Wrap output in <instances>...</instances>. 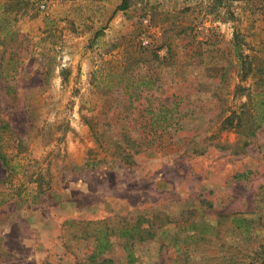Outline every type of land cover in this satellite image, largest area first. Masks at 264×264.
Masks as SVG:
<instances>
[{"label":"rangeland","instance_id":"obj_1","mask_svg":"<svg viewBox=\"0 0 264 264\" xmlns=\"http://www.w3.org/2000/svg\"><path fill=\"white\" fill-rule=\"evenodd\" d=\"M120 2L0 0V264L250 260L264 125L245 145L226 118L264 87V0ZM165 106L178 125L153 123ZM191 220L208 230H183ZM137 221L154 236L113 233L88 260L96 231Z\"/></svg>","mask_w":264,"mask_h":264},{"label":"trees","instance_id":"obj_2","mask_svg":"<svg viewBox=\"0 0 264 264\" xmlns=\"http://www.w3.org/2000/svg\"><path fill=\"white\" fill-rule=\"evenodd\" d=\"M18 1L20 2L23 0H17V2ZM129 2H130V0H121L120 4L115 8L114 12L127 9V7L129 6ZM0 8H2V13H9L10 12L8 7H6V5L0 6ZM1 32H3V33L5 32L8 34L11 31L8 28V26H4L3 29H1ZM156 48L157 49L151 50V54L153 55L154 58H159V52H155V51H157V50L159 51L163 47L162 46H156ZM235 48H236L235 56L237 57V59H239V60H241V62H243L245 55L241 52L240 46L237 45ZM241 69H242V73H243L242 74V78H243L250 71V67L246 68L247 70H245L244 65H242ZM7 70H9V68ZM10 70L15 71V68H10ZM262 85H264V84H262ZM247 96H248V103L246 105H250L251 110L247 111L246 117L242 118V116L238 115L235 118L236 119L235 124L232 123L231 119H229L228 117L226 118V121L230 125H233L234 128L237 130L239 138L243 141V144H245V145L248 144L249 138H252L255 136L256 130L258 128H260L262 125H264V87L259 89L256 86L253 90H251V92H249L247 94ZM133 97L136 98V96H129L130 102H131V99ZM164 108H166V109H164L163 114L159 115L160 116L159 118L156 117V119H155V121H153V123L157 124L158 126L161 124H163L165 126H171V125L176 126V125H178L179 119H176L172 115L168 116V113L172 111V108H171V110L169 109L168 106H165ZM159 121H161V124H158ZM126 151L127 150H124L122 153H124L123 157H125L128 160L129 157H131V155L129 154V152H126ZM0 158L3 161V164L6 167H8V162L5 158V156L3 154H0ZM230 219H231L230 221L231 222L234 221L239 228H243L246 236H248L249 227L251 225L250 220H247L246 218H244L238 214H234L233 216H231ZM198 226L201 227L199 230L202 233H205L208 230L209 224L203 223V221H195V220L192 221L191 220L190 224L187 227H185L183 230L197 229ZM112 230H113V232H111L109 230V228H106V229L104 228V229L99 230L98 232L96 231V233L94 234V238H95L94 248H93V251H92V253L88 259L90 262H94L95 259L100 254H102L103 252H106L107 250H109L111 248L112 242H111L110 236L113 233H117L118 235L124 236L127 238V240H130L131 242H133L136 239H139L141 241V240H144L147 238H152L154 236V230L151 228V224H149V226L147 228H142L140 225V222H138V221L135 224H131V225H128L125 227H120L118 230H115L114 228H112ZM127 247H129V245H127ZM245 250H246V248H245ZM252 251H253V253H255V256L250 257V260L240 262V264H264V247H262V248L260 247L257 249L252 248ZM129 255H130V253H129ZM106 262L107 261L105 260V261H103L102 264H106ZM45 264H49V263H45ZM72 264H78V263H72Z\"/></svg>","mask_w":264,"mask_h":264}]
</instances>
